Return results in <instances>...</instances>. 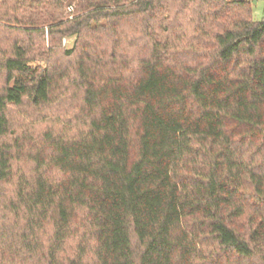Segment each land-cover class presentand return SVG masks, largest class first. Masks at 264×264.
Here are the masks:
<instances>
[{
    "label": "trees",
    "instance_id": "16d2710c",
    "mask_svg": "<svg viewBox=\"0 0 264 264\" xmlns=\"http://www.w3.org/2000/svg\"><path fill=\"white\" fill-rule=\"evenodd\" d=\"M251 1L0 0V264H264Z\"/></svg>",
    "mask_w": 264,
    "mask_h": 264
},
{
    "label": "rangeland",
    "instance_id": "374dc122",
    "mask_svg": "<svg viewBox=\"0 0 264 264\" xmlns=\"http://www.w3.org/2000/svg\"><path fill=\"white\" fill-rule=\"evenodd\" d=\"M226 1V0H225ZM232 1V0H227ZM72 11V7H68L67 12ZM251 17L256 20L264 19V0H252L251 1ZM47 42V38L45 39ZM74 37H65L61 40V47L69 48L72 46ZM38 128H42L39 126Z\"/></svg>",
    "mask_w": 264,
    "mask_h": 264
}]
</instances>
